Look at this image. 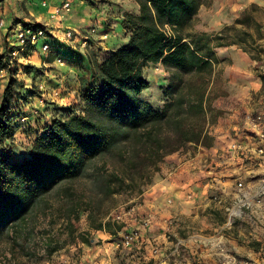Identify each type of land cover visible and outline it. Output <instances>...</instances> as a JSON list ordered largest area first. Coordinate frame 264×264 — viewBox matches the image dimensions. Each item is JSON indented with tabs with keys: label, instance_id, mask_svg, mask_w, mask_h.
Returning a JSON list of instances; mask_svg holds the SVG:
<instances>
[{
	"label": "trees",
	"instance_id": "trees-1",
	"mask_svg": "<svg viewBox=\"0 0 264 264\" xmlns=\"http://www.w3.org/2000/svg\"><path fill=\"white\" fill-rule=\"evenodd\" d=\"M134 1L138 14L124 15L121 22L126 43L106 51L100 61L90 60L79 78L80 111L74 106L61 109L23 158H13L7 147L16 132L9 117L12 79L3 87L0 242L9 247L33 240L36 219L51 209L49 199L55 192L66 200V226L71 227V218L84 211L94 230L109 229L101 221L95 226L100 215L90 201H82L70 187L61 186L83 177L95 160L103 161L94 180L100 196L106 198L123 188L140 192L166 157L189 147L210 146L209 127L220 115L209 98L214 49L240 45L241 41L225 44L222 33L213 37L186 33L207 0ZM250 21V16L243 14L235 24L245 26ZM149 64L161 65L169 73L163 91L168 102L160 111L141 98L149 89L143 73ZM6 66L0 57V69Z\"/></svg>",
	"mask_w": 264,
	"mask_h": 264
},
{
	"label": "crops",
	"instance_id": "crops-1",
	"mask_svg": "<svg viewBox=\"0 0 264 264\" xmlns=\"http://www.w3.org/2000/svg\"><path fill=\"white\" fill-rule=\"evenodd\" d=\"M249 7L264 8V0H222L204 29L217 30L222 23L238 16L234 12L236 8L248 11ZM77 11L84 14L85 8L79 7ZM82 20L85 19L78 21ZM112 20L115 24L111 27L114 26L115 31L117 28L122 30L121 16ZM54 25L64 27L63 23ZM45 42L52 46L51 55L33 51L22 59L29 64L36 59L39 66L47 69L42 79L44 84L52 87L68 84L78 97L79 78L88 69L87 57L83 55L85 61L81 68L73 63L72 57L83 54L82 50L75 53L68 51L76 50L75 43L65 46L52 40ZM75 42L81 45L78 39ZM106 44L103 50H113L114 40ZM215 57L218 60L228 58L231 64L227 83L238 94L230 99L235 105L230 112L219 117L209 128V134L214 138L212 146H198L193 152L187 150L166 157L153 183L130 201L140 204L135 213L124 217L128 230L137 229L148 214L152 215L142 243L130 250L116 251L113 243L124 228L99 230L90 240L91 244L83 245L81 258L75 264H224L221 249L235 256L233 264H264V255L250 250L253 240L259 241L260 235H264V159L243 162L236 157L230 158L226 151L229 142L245 128V115L264 113V89L256 75L258 71L264 75V65L255 68V62L235 46L216 49ZM150 88L151 85L141 93L143 100L149 96ZM24 96L27 100L22 99ZM18 97L19 100L13 101L15 103L11 101V110L19 103H30L28 100L36 99V93L25 88V92ZM47 107L43 106L44 109ZM49 113L52 118L56 116V113ZM245 144L250 149L253 147V151L251 141H245ZM237 180H242L244 184L240 194L235 187ZM215 197L222 203L242 198L248 203L249 211L227 226L221 207L214 203ZM166 199H171L172 205H166ZM171 215L177 216L180 223L171 228L167 238L166 220ZM176 243H179L178 248ZM155 247L159 249L157 255L152 253Z\"/></svg>",
	"mask_w": 264,
	"mask_h": 264
},
{
	"label": "rangeland",
	"instance_id": "rangeland-1",
	"mask_svg": "<svg viewBox=\"0 0 264 264\" xmlns=\"http://www.w3.org/2000/svg\"><path fill=\"white\" fill-rule=\"evenodd\" d=\"M40 1L41 0H3L0 4V19H4L9 25L7 32L0 30V57L3 58L7 64L9 62L11 48L9 42L12 41L10 36L12 35V31L15 30L19 24L55 26L54 23H56V21L50 20L49 12H46L45 9L41 7ZM221 1L222 0H207L204 5L199 8L190 26L186 29V33L193 35L206 33L212 37L222 33L225 36V40L223 41L225 44L232 42L236 43L240 40V45L233 44L230 46H235L240 52L245 53L251 61L255 62V68L264 65V52L260 53V51L264 50V8L249 7L248 11L236 8V10H234L238 15L236 18L233 19L231 16L232 18H230L229 22L222 23L217 30L204 29L208 27L214 9L217 8V5L220 4ZM84 2L87 4L85 6L84 21H78L82 18L81 13L74 10L70 17L66 16L62 19V23L64 28L76 29L79 37L87 38L85 45H77L75 43L74 47L76 50L68 49V51L75 53L82 50L83 54H74L72 57L74 60L73 63L78 64V66L82 68V63L85 61L83 58L84 55L87 57L89 68L90 60L100 61L104 57L105 52L108 51L103 50V46H101L99 42V35L93 32V30L96 29V24L95 22H88L90 16L94 17L96 12H103V17L106 19L104 31L110 34L109 41L114 40L112 46L114 47L113 49H116L126 42L127 36L121 29L117 28L115 31V27H111L112 24H115L112 18L121 16L123 19L124 15L138 14L139 7L134 0H84ZM243 14L250 16V23L245 26L236 25L235 20L241 18ZM115 33L118 35L116 36ZM112 37L114 38L111 39ZM41 44L40 42L36 47V52H39ZM226 47L222 48L224 49ZM16 48L19 49L20 46L17 45ZM216 49H214V53ZM31 54H33V51H26L23 55H19V57L12 61L9 66H6L4 69V78L0 82V93L7 82L12 79L14 92L12 102L19 100L18 96L24 93L25 88H27L29 91L36 93V99H30L28 100L30 103H27L36 104L41 110L42 116L45 118H52L49 112H52V114L56 113L55 115L57 116L61 109L70 106H74V109L79 112V99L76 94L72 92L68 84H62L60 86L62 88L61 96L64 97L61 103L52 102L49 98L43 101L42 104L39 103L38 100L41 99V89L50 92L58 86L52 87L44 84L45 81L42 82L45 76L44 70L46 68L39 66L40 64L36 59L32 62L33 64H29V62L27 63L22 59V56ZM46 55L48 56L51 54ZM257 60L259 61L258 64H256ZM230 64L228 58H223L222 60L216 58L214 64L212 83L209 86V98L212 107L218 109L220 115L211 121L210 127L215 124L219 117L229 113L230 109L233 108L232 106H235L230 99L238 93H236L237 91L231 90L227 83ZM261 72H256V75L259 77L262 88L264 89V75L260 74ZM143 73L149 85H151V90L148 92L149 96L146 101H148L155 110L160 111L163 109L165 103L168 102V98L165 97L163 91L168 84L169 73L161 65L152 64H149L143 70ZM22 99L27 100V96H24ZM68 100H71L70 104L66 103ZM23 104L26 103L23 102ZM45 105H48L49 108L47 107L44 109L43 106L45 107ZM32 133L33 131L30 130L24 138L17 135L16 138L12 139V142L8 144L7 147L13 158L19 159L27 156L30 146L26 147L25 141L28 142L32 139ZM213 140L214 138L212 137L210 146H212ZM195 148L196 147H189L181 152L187 150L193 152ZM164 161L165 159L163 162ZM102 162L101 159L95 160L87 167L83 177L71 183L62 184L61 186L70 187L79 198L83 199L82 201L91 202L94 212L98 211L100 215L96 216L95 226L101 221L102 225L108 224L109 229H120L122 225L110 222V215L116 213L121 208L128 207L131 200L139 197L147 186L153 183L163 162L159 165V171L153 173L150 183L141 187L140 192L136 189L123 188L119 192L106 198L100 196L98 192L99 184L94 180L95 173L98 170L100 171ZM107 162V166L111 169L110 165H112V163L109 160H107ZM49 200L52 205L51 209L36 219L32 241H21L19 246L12 248L9 247L6 242H0V264H75L79 262L84 247L83 245H86L82 243V240L87 239L88 244H91L92 242L90 240L94 238L96 230L91 227L87 218V213L84 211H80L76 218H71V227L66 226V200L57 197L56 192L50 195ZM250 250L264 255V235H260L259 241L253 240L250 244ZM26 253L32 256L27 257Z\"/></svg>",
	"mask_w": 264,
	"mask_h": 264
},
{
	"label": "built area",
	"instance_id": "built-area-1",
	"mask_svg": "<svg viewBox=\"0 0 264 264\" xmlns=\"http://www.w3.org/2000/svg\"><path fill=\"white\" fill-rule=\"evenodd\" d=\"M40 5L45 9V11L49 12L50 20L56 21V24L60 25L62 24V19L66 16L70 17L71 13L79 7H84L86 9L85 6L87 4H85L84 0H41ZM94 15V17L90 16L88 22H95L97 30L95 29L93 32L99 35L98 38L100 45L107 47L106 43H109L110 34L104 31L106 19L103 17V12H96ZM81 17L85 19V14H81ZM8 28L9 25L6 21L4 19H0V30L7 32ZM10 37L12 41L9 42L11 48L7 66L19 57V55H23L26 51L36 52L35 49L40 42L42 43L39 50L40 54L46 55L52 53V46L45 42V40H52L55 43L63 45L76 43L75 39H78L81 45H85L87 40L86 37H79L76 29L68 27L59 28L57 26L49 27L48 25L41 24H19L17 28L12 31V35ZM17 45L20 46L19 49L16 48ZM59 61L60 65H62V61ZM4 72V69H0V82L4 78ZM61 89V87H56L50 92H47L45 89H41V99L38 100L39 103L42 104V102L47 100V98L51 99L52 102L61 103L64 99V97L61 96ZM9 117L13 125L16 127L13 139H15L17 135L24 138L30 130L33 131L32 139L28 142L25 141L26 147H31L34 141L40 136L43 127L51 122V118H45L42 116L41 110L34 103H19L15 105L12 108ZM244 121L245 128L241 132H238L229 142L226 151L230 158L236 157L243 162L262 160L264 159V113L247 114L245 115ZM245 141L252 142V146L254 145L253 151H251L253 147L250 149V147L245 144ZM235 187L240 194L244 188L242 180H237ZM262 189L264 190V184ZM213 200L215 204L221 207L227 226L232 225L236 219L240 218L245 211H249L250 208L248 203H246L242 198L231 203H222V201L217 197ZM172 203L171 199L165 200V204L168 206L172 205ZM139 204L140 203L130 202L128 207L121 208L109 217L111 223L122 225V228L120 229L124 228L121 232V236L113 243L116 251L130 250L134 246L142 243L143 233H145L150 227L152 215L148 214V216L142 220L137 229H127V223L124 217H129V215L135 213ZM179 223L180 219L173 215L166 220L167 238L170 236L171 228L179 226ZM178 246L179 243H176L177 248ZM152 253L157 255L159 253V249L157 247L153 248ZM220 253L225 259L224 264H233L235 262L236 258L233 254L226 252L223 249L220 250Z\"/></svg>",
	"mask_w": 264,
	"mask_h": 264
}]
</instances>
